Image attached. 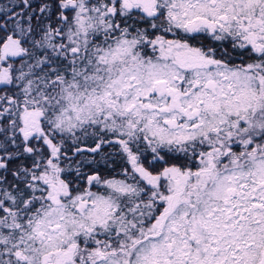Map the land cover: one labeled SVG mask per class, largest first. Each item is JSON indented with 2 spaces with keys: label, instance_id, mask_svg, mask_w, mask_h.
Here are the masks:
<instances>
[{
  "label": "snow or ice",
  "instance_id": "snow-or-ice-1",
  "mask_svg": "<svg viewBox=\"0 0 264 264\" xmlns=\"http://www.w3.org/2000/svg\"><path fill=\"white\" fill-rule=\"evenodd\" d=\"M0 264H264V0H0Z\"/></svg>",
  "mask_w": 264,
  "mask_h": 264
}]
</instances>
